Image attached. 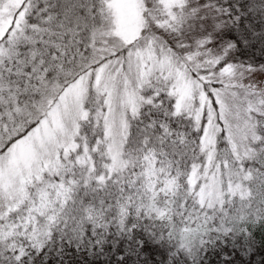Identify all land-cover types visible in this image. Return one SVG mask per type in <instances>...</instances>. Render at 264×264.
<instances>
[{"label":"snow or ice","instance_id":"snow-or-ice-1","mask_svg":"<svg viewBox=\"0 0 264 264\" xmlns=\"http://www.w3.org/2000/svg\"><path fill=\"white\" fill-rule=\"evenodd\" d=\"M0 264H264V0H0Z\"/></svg>","mask_w":264,"mask_h":264}]
</instances>
